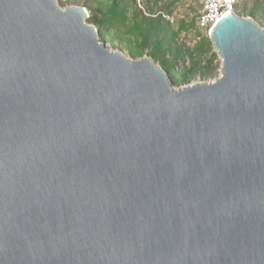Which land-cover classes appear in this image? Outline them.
<instances>
[{"label": "water", "instance_id": "95a60500", "mask_svg": "<svg viewBox=\"0 0 264 264\" xmlns=\"http://www.w3.org/2000/svg\"><path fill=\"white\" fill-rule=\"evenodd\" d=\"M88 17L0 0V264H264V28L177 89Z\"/></svg>", "mask_w": 264, "mask_h": 264}, {"label": "rangeland", "instance_id": "374dc122", "mask_svg": "<svg viewBox=\"0 0 264 264\" xmlns=\"http://www.w3.org/2000/svg\"><path fill=\"white\" fill-rule=\"evenodd\" d=\"M141 1V4L139 2ZM61 8L67 6H83L86 4V9L89 13V21L87 22L98 29V36L101 42L105 43L109 50L120 51L126 54L129 58L138 60L142 57H151L157 65H160L159 61L151 56L153 50H157L160 54L167 53L166 59L172 61L174 56L172 52L175 50L176 45L183 46L184 49L188 47H194L199 41V36H206L205 32L198 27V16L202 9L201 0H176L172 4V0H159L155 3V0H137L135 4L133 0H125L130 7L127 11V20L124 25L112 26L109 30L106 26H99L93 18L90 17H102V10L106 11L112 4V0H58ZM142 7H141V6ZM254 11L256 16L251 17L250 13ZM134 12L143 13L149 17L154 18L156 21L160 20V27L162 32L159 35V39L165 41L164 44L157 45V36L153 35L150 38L148 45L144 48V55L142 57L134 58L130 54L131 51L138 52L142 49L143 37L137 30V21L134 18ZM146 12L149 14H146ZM236 14L242 17L253 18L260 26L264 28V0H241L236 7ZM141 18V17H139ZM183 21L189 25L186 29H181ZM214 47V44H213ZM214 51H216L214 49ZM217 52V51H216ZM218 53V52H217ZM220 68L215 77L204 79L200 72L192 79L188 84L180 85L177 83L179 77H181L186 69L192 67L194 62H200L201 58L191 60L186 54L179 58L175 71H171L168 77L177 89L183 87L201 83V82H214L222 76L221 66L222 59L218 53ZM205 62L197 64V67H204ZM201 71V70H200ZM202 73V72H201Z\"/></svg>", "mask_w": 264, "mask_h": 264}, {"label": "trees", "instance_id": "16d2710c", "mask_svg": "<svg viewBox=\"0 0 264 264\" xmlns=\"http://www.w3.org/2000/svg\"><path fill=\"white\" fill-rule=\"evenodd\" d=\"M134 3H137V0H133ZM150 1V0H147ZM176 0H172L175 2ZM159 0H155V3H158ZM86 7V4L83 5ZM129 5L125 3V0H112V4L107 8L106 11L102 10V17H90L99 24V26H106L109 30L112 26L115 25H124L127 20V11L129 10ZM134 18L137 21V30L140 35L143 37L142 49L138 52L131 51L130 54L134 58L142 57L144 55V48L148 45L151 36L156 35V44L159 46L164 44L165 41L159 39V35L162 32V27H160L159 21H156L154 18L144 15L142 12H134ZM250 16L254 18L256 13L252 11ZM141 17V18H139ZM90 19L88 18V21ZM90 23V22H89ZM189 25L186 21H183L181 24V29L188 28ZM174 56L172 61L166 59L167 53L160 54L157 50H153L151 56L159 61L160 66L166 71L167 75L173 70L175 71V66L179 58L185 54L191 59L195 60L201 58L200 62H194L193 66L189 69H186L184 74L179 77L177 83L180 85L188 84L200 72L201 76L204 79L215 77L220 68L219 56L216 51H214L213 42L208 36H199V41L194 45V47H188L186 49L183 46L176 45L175 50L171 53ZM205 62L204 67L199 68L197 64H202ZM201 70V71H200ZM202 72V73H201Z\"/></svg>", "mask_w": 264, "mask_h": 264}, {"label": "built area", "instance_id": "2783aa9c", "mask_svg": "<svg viewBox=\"0 0 264 264\" xmlns=\"http://www.w3.org/2000/svg\"><path fill=\"white\" fill-rule=\"evenodd\" d=\"M240 1L241 0H201L202 9L198 16L199 29L203 30L205 35L209 37L212 29L223 16L228 13L236 14V7ZM139 4H141V1ZM146 14L148 13L146 12Z\"/></svg>", "mask_w": 264, "mask_h": 264}]
</instances>
